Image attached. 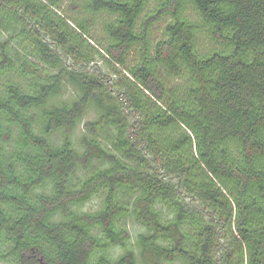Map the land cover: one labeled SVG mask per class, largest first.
Masks as SVG:
<instances>
[{"label": "trees", "instance_id": "1", "mask_svg": "<svg viewBox=\"0 0 264 264\" xmlns=\"http://www.w3.org/2000/svg\"><path fill=\"white\" fill-rule=\"evenodd\" d=\"M0 29V264H264V0H0Z\"/></svg>", "mask_w": 264, "mask_h": 264}, {"label": "rangeland", "instance_id": "2", "mask_svg": "<svg viewBox=\"0 0 264 264\" xmlns=\"http://www.w3.org/2000/svg\"><path fill=\"white\" fill-rule=\"evenodd\" d=\"M151 9H152V6L150 5L145 9V12H149ZM164 22H165L164 20H160L156 24H154L153 33H152L153 38L156 39V38H159L161 36L162 28L164 26ZM94 27L96 28L95 34L98 35L100 33V28H99V26H94ZM14 35H16V34L13 33L12 30H1L0 29V43L4 42L5 40H8V39H10L11 41H14L13 39H11L12 36H14ZM19 66H20V64L16 63L14 61L13 62V68H14L13 70L11 69L6 73H3L0 71V94L2 93V89H3L5 84H7L10 81H15L17 79L18 76L16 78H15V76L17 75V73L19 71ZM93 71H95V69H93ZM16 82H18V79L15 81V83ZM70 92H71L70 88L67 91H64L63 94L57 99V101L59 100L61 102V101L67 100L70 97V95H69ZM94 118H95V113L93 111L89 110L86 113V115L84 116L83 120L77 126L75 131L70 134L72 139L77 140L84 133L83 127H84L85 123L89 122V121H93ZM7 131H10L9 136L7 137L8 143L2 144L0 142V144L4 148H10L13 144H16L15 142L18 139L19 131L15 130V129L10 130V127H9L8 123L6 122L5 118L0 116V132L6 133ZM62 137H63V134L56 133L54 136H52V139L54 141H59V139H61ZM100 162L101 161H95V160L93 162H91V164L88 167V170L82 171L81 175L86 174V172H89L93 168L100 167L101 166ZM99 204H100V202L98 201V199L96 197H93V199L88 204H86L84 209L94 211V210H97V208L99 207ZM123 222H125L126 228L128 229V232L130 233V235L132 237H134L137 233L142 232V229L139 226L132 224V222L129 221L128 219L123 220Z\"/></svg>", "mask_w": 264, "mask_h": 264}]
</instances>
